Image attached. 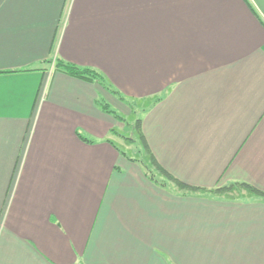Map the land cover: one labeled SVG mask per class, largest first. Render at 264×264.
I'll return each mask as SVG.
<instances>
[{"label": "crops", "instance_id": "1", "mask_svg": "<svg viewBox=\"0 0 264 264\" xmlns=\"http://www.w3.org/2000/svg\"><path fill=\"white\" fill-rule=\"evenodd\" d=\"M119 95L178 180L264 191V0H0V264H264V200L154 183Z\"/></svg>", "mask_w": 264, "mask_h": 264}, {"label": "trees", "instance_id": "2", "mask_svg": "<svg viewBox=\"0 0 264 264\" xmlns=\"http://www.w3.org/2000/svg\"><path fill=\"white\" fill-rule=\"evenodd\" d=\"M51 61V60H50ZM53 67L56 69H60L63 72H65L68 75L80 77L84 79H89L93 81H97L101 85L104 86L106 90H109L111 93L116 94L117 92L113 89L108 88V84L104 81V78L101 74H99L97 71L86 68V67H80L68 62L63 61L62 59H56L53 62ZM119 100L127 104L128 106L133 103L130 100H127L126 98L122 96H118ZM158 98H152V99H140L138 101H141L143 103V106L140 108L139 113L142 114L145 110L148 109ZM98 105L107 113H110L113 115V117L118 121V123L124 125L122 122L124 119V116L122 114H118L114 109L110 107L108 102L104 101L103 99L98 100ZM128 119H130V123L128 120V125H130L129 134L128 136H124V140L127 144H131L136 142L137 148L133 151L132 154H129L127 152H124L120 149L117 145L114 144V147L122 154L125 158L134 161L138 163L142 170L144 171V174L152 180L154 183L160 185V186H167L168 183H173L174 186L180 190L181 192H188V193H197V192H213L217 194L222 193H229V192H239L243 191L246 193V196H254L257 198H261L264 200V191L258 189L257 187L253 186L252 184L248 182H242V181H236L231 182L224 185H218L211 189L206 188H199L196 186L188 185L174 176H172L169 172H167L155 159L153 156L147 141L144 137V134L141 129V116L138 115V112L134 108H130V114L128 116ZM112 132L114 135L122 137L118 131V129L113 128Z\"/></svg>", "mask_w": 264, "mask_h": 264}, {"label": "rangeland", "instance_id": "3", "mask_svg": "<svg viewBox=\"0 0 264 264\" xmlns=\"http://www.w3.org/2000/svg\"><path fill=\"white\" fill-rule=\"evenodd\" d=\"M142 106H143V103L141 101L134 100V102L131 103L130 106H128L129 112H128L127 115L125 113L123 114V112H121L120 110L116 109L115 106L112 107V109H114L118 114H122L124 116V119L122 121L124 123V125L118 126V124H117V126H116V129H118V131H119V133H120V135L122 137H119V136L118 137H114L115 142L118 143V147H120L121 150H123L124 152H127L129 154H132L133 151L138 146H137V143L136 142L131 143V144H127L125 142V140H124V136L125 135L126 136L130 135L129 134L130 132H129V129H128V128H130V125L127 124L128 123V120H129V123H130V119H128V117H126V116H128L130 114V108L131 109L134 108L136 110V112H138V115L141 116V114L139 113V111H140V108ZM226 194H228L227 196H230V197H233V198L234 197L238 198L240 196H244L246 193H244L243 191H239V192L238 191L237 192L232 191V192H229V193H226Z\"/></svg>", "mask_w": 264, "mask_h": 264}]
</instances>
